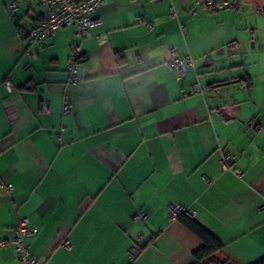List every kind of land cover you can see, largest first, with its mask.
I'll return each instance as SVG.
<instances>
[{
    "label": "crops",
    "instance_id": "0c3cea01",
    "mask_svg": "<svg viewBox=\"0 0 264 264\" xmlns=\"http://www.w3.org/2000/svg\"><path fill=\"white\" fill-rule=\"evenodd\" d=\"M12 1L0 0V179L13 185L0 187V264H19L8 239L24 217L36 264H195L202 241L169 219L176 204L220 241L218 261L264 259V0H104L83 40L64 27L40 45L16 22L47 6ZM171 47L194 61L183 79Z\"/></svg>",
    "mask_w": 264,
    "mask_h": 264
},
{
    "label": "built area",
    "instance_id": "2783aa9c",
    "mask_svg": "<svg viewBox=\"0 0 264 264\" xmlns=\"http://www.w3.org/2000/svg\"><path fill=\"white\" fill-rule=\"evenodd\" d=\"M104 0H39V4L46 5L47 8H42L40 16L35 22H29L25 26L21 21L16 22L17 35L21 39L27 41L29 45H40L45 39L53 37L60 29L64 27H74L75 34L79 41L83 40L87 33L89 26L92 23L93 12L101 5ZM237 0H221L214 1L209 0L207 4L214 10H222L225 8L232 9ZM18 0H13L9 8L15 9L18 5ZM31 3V5H33ZM170 14L172 17H176L173 6H170ZM148 28H151V24H147ZM235 46V45H234ZM170 55V69L176 73V76L183 79L187 75L188 67H194V61L192 58H183L177 52L176 47H171L168 50ZM80 52L77 42L71 44V53L69 55L66 71L70 82L75 83L77 81V73L79 68ZM201 91L199 84L193 83L189 87L188 93H199ZM182 95H186L182 93ZM69 109L68 98L65 97L63 110ZM56 138L60 140V132L56 134ZM228 156L222 153L220 164L222 169L231 170L237 176L241 175L240 170L233 169L228 164ZM0 187L5 188L8 192L13 189L12 184L4 185L0 179ZM264 206V205H262ZM180 213H188L192 215V212L188 208H183L178 204L171 206L169 210V219H176ZM136 217L145 219L143 213H139ZM37 232V224L30 223L29 219L24 217L20 218L18 225L13 229L11 237L8 239V244L12 246L17 256L19 264H36V259L30 254L28 246L25 242L27 235H35ZM138 241H142V236H138ZM67 245V242L65 243ZM139 252L138 247L133 245L130 248V255L136 256Z\"/></svg>",
    "mask_w": 264,
    "mask_h": 264
},
{
    "label": "trees",
    "instance_id": "16d2710c",
    "mask_svg": "<svg viewBox=\"0 0 264 264\" xmlns=\"http://www.w3.org/2000/svg\"><path fill=\"white\" fill-rule=\"evenodd\" d=\"M176 219L181 221L188 230L194 233L202 241V246L193 253V256L196 259L195 264H233L228 260L218 261L214 258L213 255L221 249L220 241L188 214L180 213L177 215ZM256 264H264V259Z\"/></svg>",
    "mask_w": 264,
    "mask_h": 264
},
{
    "label": "water",
    "instance_id": "95a60500",
    "mask_svg": "<svg viewBox=\"0 0 264 264\" xmlns=\"http://www.w3.org/2000/svg\"><path fill=\"white\" fill-rule=\"evenodd\" d=\"M227 83H229V82H226V83H222V84H219V85H223V84H227Z\"/></svg>",
    "mask_w": 264,
    "mask_h": 264
}]
</instances>
